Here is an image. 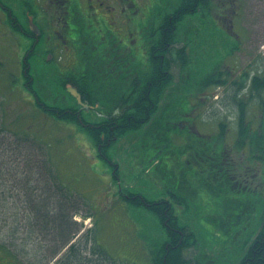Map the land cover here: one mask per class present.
<instances>
[{
    "label": "rangeland",
    "instance_id": "1",
    "mask_svg": "<svg viewBox=\"0 0 264 264\" xmlns=\"http://www.w3.org/2000/svg\"><path fill=\"white\" fill-rule=\"evenodd\" d=\"M141 1L144 3V0ZM148 1L143 6L140 2V15L145 14V21L153 19L154 22L158 20V23L161 15L166 11L171 12L170 4L177 2V0ZM229 1L237 3L239 11L231 22H229L226 10L224 18L220 15L222 10L219 5L221 6L224 1L215 0L214 6L208 11L210 15L203 16L198 13L197 16L185 18L181 24L180 41L176 46L179 47L187 42L193 59L190 67L182 69L176 65L174 68L173 83L167 89L169 98H166L165 102L172 100V91L173 93L186 91L190 95L191 104L185 105L184 110L189 109L190 117H173L169 120L171 128H167L161 136L164 128L162 125L168 122V113L175 111L176 107L172 103L169 107L172 110L167 111L166 103L163 102L149 123L125 135L109 147L107 154L110 161L99 156L91 136L82 129L79 123L69 119H58L39 108L33 95L24 86L22 56L28 49L30 40L18 31L0 26V229H5L4 225L7 222L4 220L6 214L3 204L8 202L7 205L14 206V200L18 199L17 195L11 196L17 192L13 184L17 182V178L23 180L28 176L25 171L27 161L31 160L34 164L39 162L37 159L40 160L36 150L33 149L24 151L22 148L21 153L8 150L7 145L15 144L17 136L5 129L16 130L17 128L23 130L24 134L27 133L30 138L39 139L41 143L48 145L60 181L82 201L84 207L82 206L78 214L74 216L80 223V233L85 234L91 230L87 237L96 234L97 243L102 245L118 264H151L149 252L165 238L160 222L152 212L136 207L128 201L124 202L119 197V187L123 186L130 191L143 193L150 199L161 197L160 186L156 183L159 182L162 173L157 167V162L149 165L148 159H153V155L159 151L158 155L161 161L163 160V165L170 168L173 167V159L183 160L185 155L184 149H180L181 145L187 144L192 138L200 140L198 136L191 133L189 129L191 124L195 127V124L199 125L202 132H209V126L213 130L219 128L221 122H225L228 125V135L225 139L229 144H233V138L238 133L237 114L239 112L234 100V87L228 84L214 86L209 90L194 89L192 78H195V81L197 78L203 79L205 75L221 66L225 68L233 66L231 69L237 72V78L246 70L251 73L258 71L264 73V0H227L228 4ZM15 3L13 8L16 16L18 15L21 21L26 22L24 10L20 9L21 4L17 1ZM153 13L158 15L152 18L150 15ZM218 19H221L220 22L223 25L217 24ZM142 24L152 23L143 22ZM235 37L239 39V42ZM37 51L38 54L32 61L33 72L37 77H47L55 81L59 79V76H63L61 65L56 63L58 57L62 55L60 51L47 50L43 43L39 44ZM48 55L55 62L46 61L45 56ZM63 55L64 63L68 65L64 67L73 65L75 59L72 53L66 52ZM146 64V57L140 53L135 60H132L130 67H134L135 70L137 67L136 74L142 77L147 71ZM133 77H135V71L129 76L130 79ZM45 84V80H38L35 86L44 102H71L67 97L62 99L57 93L50 94L51 88L44 91L42 87ZM53 90L59 91V88ZM109 92V101L113 102V107L122 99L124 91L122 93ZM45 94H50L49 98L45 97ZM249 95L248 92L240 97L248 102L246 108L248 118L253 119L252 124L258 125L255 133L253 131L252 133L254 136H261L264 111L259 98ZM82 115L88 121H98L102 113L95 110H84ZM194 126H191V130H194ZM262 145L264 146V143ZM243 148H237L238 151L232 152L231 156L234 160L235 158L240 160V172L249 174L250 190L255 196H247L248 202L252 204L247 206L245 209L247 211L240 216L242 224L233 236L237 248H240L242 244L246 246L264 221V152L256 151L254 156H248L247 152L243 153ZM247 156L250 157L248 162ZM44 175L45 177L40 178L45 181L41 182L38 175L33 173L34 179L29 180V185L31 187L37 184L46 186L45 172ZM4 190L9 192L4 193ZM4 195L7 198L3 197ZM10 214L11 210H8L7 215ZM81 215L92 217L83 219ZM80 233L75 240H78ZM3 238L4 234L0 230V242ZM220 238L224 241V237ZM215 246L216 244L210 250L203 245L198 249L190 248L185 254L188 258L198 260L200 264H226L227 261H222L223 253L217 252ZM231 246V244L225 246L226 251L230 248L226 254V260H230L231 256L239 260L241 248ZM46 250L48 253V248ZM64 253H60L55 260ZM217 254H220L221 259ZM19 256L21 258L19 259L27 264L28 259L23 256V252ZM13 259L15 263H9V259H4L0 261V264H20L16 258ZM31 260L33 263L42 264L37 258L31 257ZM55 260L50 264H53ZM235 261L227 263L235 264Z\"/></svg>",
    "mask_w": 264,
    "mask_h": 264
},
{
    "label": "trees",
    "instance_id": "2",
    "mask_svg": "<svg viewBox=\"0 0 264 264\" xmlns=\"http://www.w3.org/2000/svg\"><path fill=\"white\" fill-rule=\"evenodd\" d=\"M222 1L224 2L221 3V6L219 5L222 10L220 15L224 18L226 10L229 22H231V19L239 13L238 4L230 1L228 4L227 0ZM214 2L215 0H177L170 4L169 8H172V11L161 22L166 27H153L148 30L149 40L145 44L147 50L145 68L147 71L140 77V85L130 82L129 91H122L123 97L120 101L122 111H112L113 102L109 101V91H93V89L98 90L103 86L89 80L99 75L95 74V69L88 70L89 73L84 76L88 81L87 91H82V93L91 102L96 99L95 102L101 104L98 110L103 111L102 109H104L105 114L100 121H88L81 117L74 104L54 101L53 105H49L41 99L35 88L38 80L46 81L42 89L48 91L51 88L49 93L52 95L57 93L63 99L64 94L68 92L53 90L54 88H65V77L59 76L58 80L53 81L47 77H37L33 72L32 61L38 54L37 49L41 42L35 48L27 49L23 53L24 86L28 91L33 92L37 105L44 112L58 119H69L79 123L82 129L91 136L99 156L110 161L107 154L109 147L125 135L144 127L150 122L162 103H166V98H169L167 89L173 83V70L176 65L182 69L190 67L193 58L189 53L188 43L176 46L180 41L179 31L182 21L187 17L197 16L198 13L203 16L210 15L208 11L214 6ZM33 3L34 0H28L25 6H21L34 13L36 10ZM215 8L217 9L216 5ZM23 14L25 13L23 12ZM170 16H172V20H169ZM220 21L221 19H218L216 22L221 26L223 24ZM10 28L14 31L19 30ZM237 35L239 34L237 33ZM237 41L239 42L238 38ZM92 55H98V52L95 51ZM163 56L166 57L165 60H163ZM45 57L46 61L55 62L47 59V56ZM231 67H218L205 75L203 79L197 78V81L192 78L194 83L191 84L194 89L202 90L228 84L234 87V100L239 112L237 114L238 133L233 138V144H229L225 139L228 135V125L225 122H221L217 129L212 130L209 126V132L196 129V131L192 129V132L191 126L194 125L191 124L189 128L191 133L198 136L200 140L192 138L187 144L181 145L180 149H184L185 155L183 160L173 159V167L170 168L163 165V160L161 161L158 155L159 151H156L153 159H148L149 165L157 162V167L162 173L160 174L161 180L159 179V182L156 183L160 186L161 197L150 199L143 193L130 191L128 188H124L120 193L123 200L152 212L160 222L165 238L155 246L154 250L152 249L153 251L149 252L151 264H200L198 260L188 258L185 254L186 250L198 249L202 245L210 250L213 249L214 244H216L217 252L223 253L222 261L233 262L236 260L232 256L230 260H226V254L230 248L226 251L225 246L231 244L232 248L236 247L233 236L242 224L240 216L244 211H247L246 207L252 204L248 202L247 196L255 195L250 190V184L243 182L240 178V174H243L240 172V160L238 161L236 158L234 160L231 153L238 151L239 147H244L243 153L247 152L248 156H254L256 151L264 152L262 145L264 143V118L262 122L263 134L254 136L252 131L255 133V128L258 125L252 124L253 119L248 118V110H246L248 102L240 97L248 92L250 97H258L264 111V73L260 71L251 73L246 70L240 73L237 78V72L233 71ZM31 78H33L32 81ZM63 79H65L64 82H62ZM173 92L172 100L167 101L166 107L167 111L172 110L169 107L173 103L176 105L175 111L168 113V122L166 125H162L164 128L161 131V136L167 128H171L169 120H172L173 117H190L189 109L184 110L185 105L191 104L190 95L186 91ZM50 94L44 96L49 98ZM71 97L74 99L73 96ZM67 98L72 102L69 96ZM195 125L200 128L199 125ZM5 130L17 136L15 144L7 145L8 150H16L21 153L22 148L24 151L33 149L36 150L40 160L37 159L39 162L34 164L31 160L27 161L25 171L28 176L23 180L17 178V184H13L17 192L11 196H18V199L14 200L15 205H7L8 202L3 204L6 214L4 220L7 222L4 225L6 228L0 229L4 234V238L0 242V261L9 259V263H15L13 258H16L20 264H25L19 256L23 252V256L28 259L27 264H36L32 262L31 257L37 258L42 264H50L60 253L65 252L53 264H118L107 250L97 243L96 234L87 237L91 230L85 234L80 233V223L74 216L83 206L82 201L60 181L48 145L43 142L42 144L39 139L30 138L27 133L24 134L23 130L17 128L16 130L12 128ZM21 134L24 135L21 136ZM254 145L257 147L256 149ZM256 155L259 156L257 153ZM249 158L246 159L247 162ZM234 162L238 172L234 169ZM44 169L47 185L37 184V186L31 187L29 180L34 179L32 174L35 173L39 178L45 177ZM39 180L45 181L41 178ZM7 191L4 190V193ZM3 197L7 198L6 195ZM8 210H11L10 215H7ZM167 218H170L171 221L168 222ZM78 233L80 236L78 240H75ZM219 237H224V241H221L223 238L219 239ZM244 245L242 244L240 247L241 256L234 262L235 264H264V221L257 233L246 246ZM67 246L69 247L64 251ZM220 254L217 255L221 259ZM227 262L225 263L229 264Z\"/></svg>",
    "mask_w": 264,
    "mask_h": 264
},
{
    "label": "flooded vegetation",
    "instance_id": "3",
    "mask_svg": "<svg viewBox=\"0 0 264 264\" xmlns=\"http://www.w3.org/2000/svg\"><path fill=\"white\" fill-rule=\"evenodd\" d=\"M16 1L25 6L28 0H0V25L13 29L18 28V32L30 40L32 47L30 48L29 45L28 50L35 48L41 42L47 50L62 53L56 63L61 65V74L66 78V83L65 88L59 91H68L63 99L69 96L72 99L70 105L74 104L77 107L81 117L83 113L81 111L85 109L99 111L101 107L99 102H95L96 99L91 102L82 93V91H87L88 81L84 76L89 73L88 70L95 69V74L99 75L89 80L103 86L93 91L122 93V91H129L130 82L140 85V76L136 74L137 67H135L136 70L130 67L132 60H135L140 53H146L144 45L149 40L148 30L155 26L166 27L161 22L171 13L166 11L160 16L159 23L155 25H143V22H154L153 19L145 21V14L140 15V2L143 6L148 0H144V3L141 0H34L36 12L33 14L27 11L26 7L19 5L27 16L26 23L22 22L18 15L16 16L13 8ZM157 15L153 13L150 16L153 18ZM31 19L37 24L39 33L31 27ZM169 20H172V16ZM95 51L98 55H92ZM66 52L72 53L75 66L64 67L68 66L64 63L63 54ZM162 58L166 59L165 56ZM140 60H142L141 55ZM134 71L135 77L130 79V73ZM30 80L32 81L33 78ZM64 81L65 79L62 80ZM69 86L80 92L82 101L88 108H84L77 97L69 92ZM29 92L34 98L33 92L30 90ZM68 93L74 97L75 102ZM120 101L113 105L112 111H122ZM102 110L99 111L102 113L100 120L105 114L104 109ZM234 169L236 170L235 162ZM240 178L249 184L250 177L247 172L240 174ZM121 196L122 194H119V197ZM167 221L171 219L167 218Z\"/></svg>",
    "mask_w": 264,
    "mask_h": 264
},
{
    "label": "water",
    "instance_id": "4",
    "mask_svg": "<svg viewBox=\"0 0 264 264\" xmlns=\"http://www.w3.org/2000/svg\"><path fill=\"white\" fill-rule=\"evenodd\" d=\"M31 27L33 28V30H34L35 32L39 33L38 26H37L33 21H31ZM68 90H69L74 96L77 97L78 101L84 105V108H88V106H87L85 103H83L82 98H81V94H80V93H79L74 87L69 86ZM82 218H83V219H87L86 216H82Z\"/></svg>",
    "mask_w": 264,
    "mask_h": 264
}]
</instances>
